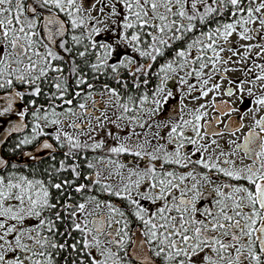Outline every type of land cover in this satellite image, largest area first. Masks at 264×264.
<instances>
[{"label": "snow or ice", "instance_id": "snow-or-ice-1", "mask_svg": "<svg viewBox=\"0 0 264 264\" xmlns=\"http://www.w3.org/2000/svg\"><path fill=\"white\" fill-rule=\"evenodd\" d=\"M262 31L264 0H0V128L21 134L0 140V264H264V91L245 88L264 89ZM225 50L251 78L202 119L209 101L185 97L220 94Z\"/></svg>", "mask_w": 264, "mask_h": 264}, {"label": "flooded vegetation", "instance_id": "flooded-vegetation-1", "mask_svg": "<svg viewBox=\"0 0 264 264\" xmlns=\"http://www.w3.org/2000/svg\"><path fill=\"white\" fill-rule=\"evenodd\" d=\"M255 23H258V22H255ZM255 23H254L253 26H255ZM259 36H264V31H262L261 33L258 34L257 39H259ZM236 39H237V37L235 36V34H233V36L231 37V40L233 41V45L232 46H233V48H236V50L238 52L242 53L244 51V49L237 47V45L235 43ZM256 42H257L256 40H251V41L240 40V43H253V44H255ZM252 51L254 53L255 51H258V49L254 48ZM221 55L222 56H231V59L228 61L227 65H223V64L220 65L221 72H217V74L214 77H212L210 82H209V87H210V84L213 83V82H219L220 83L221 88L218 90L220 92V94L216 95V96H213L212 93L209 92V94L206 97H199V92H198L199 85L198 84H194L193 86H194L195 89H197V91H194L193 93H191V95L196 96L197 99L196 100H190L187 97H185V103L188 104L190 107H195L197 104L203 103L205 100L209 101V104L205 105V107L208 109V114H207V116L203 117L202 119L210 120L213 115H219V112H214L213 111V108H215V105H212L210 103L212 100H216V101H232V105L233 106L241 107L239 101L237 99H235V96H233V97L227 96L226 94H224L223 89L228 88V87H238L236 84H231L230 85L229 82H228L230 79L235 81L237 78L245 79V80H248V79L251 78L243 70L244 67L247 64H250L252 62L251 60H248L247 58H245L243 61H241V57L240 56H237V55H234L232 53H229V52H227V50H225V52L222 53ZM261 59H262L261 57H256V56L252 55V60L257 61L258 63L261 62ZM233 61H241V63H240L239 66L233 67ZM210 67H211V65H209V68ZM225 67H227V71L226 72L223 71V69ZM207 71H208V69L206 68L205 72H207ZM250 71L253 74L258 75V73L256 72V69H255L254 66L250 69ZM221 75H223V79H221ZM194 79H195L194 76L189 78L190 81H192ZM261 82H264V81H261ZM174 83L175 82H170L168 86L169 87H174ZM247 87H253L254 92L264 91V89H260L259 88V83H254V84H251V85L246 83L245 84V88H247ZM178 100H179V96L178 95L174 96L168 102L167 107L171 108L172 104H174V103L178 105ZM243 107H251V101L248 100L247 95H246L245 103H244ZM241 114L242 113H227L226 112L225 115L223 117H221V125H217V127L223 126V122L229 116H232L233 118H236V117H238ZM245 127H247V124L245 125ZM52 130L53 129L51 127L46 128V130H45L46 134H42V138L49 137ZM150 130L155 131L156 130L155 129V125H153L152 129H148V131H150ZM135 132H138L140 137H143V135H144V130H141L139 125H137V127L135 129ZM165 132H166V130H162L161 131V135H164ZM88 134L91 135V133H88ZM18 135H20V134L12 135L7 141L8 142L14 141L16 136H18ZM100 136L104 137L106 139V142H107V140L111 139V137H109L108 134H106V135H102V134L100 135L99 134L98 137H100ZM227 136H228V134L225 133L224 134V139H227ZM81 137L82 138H86L85 136H81ZM133 142H134V139L128 141V143H133ZM7 145L10 146V144H6L2 148V152H3L4 155L8 154L7 150L4 149L5 146H7ZM27 148H31L32 149L33 147H27ZM47 152H49V150L44 151V154L47 153ZM99 155H109V154L104 152V150L101 151V149H99V152H98L97 156H99ZM124 157L127 159V161H131L133 159H139V158L134 157L133 155L126 154V153L124 154ZM30 159H32V157L28 158V160H30ZM43 159H46V155H45V157ZM106 163H107L106 161L98 162L97 166L100 167L101 164H106ZM131 166L132 165L129 163L128 167H131ZM112 167H115V165L113 164ZM100 170L102 171L104 178H109L110 180H112V177L110 176V173H109V170H111V167H101ZM200 170H203V169L201 168Z\"/></svg>", "mask_w": 264, "mask_h": 264}, {"label": "trees", "instance_id": "trees-1", "mask_svg": "<svg viewBox=\"0 0 264 264\" xmlns=\"http://www.w3.org/2000/svg\"><path fill=\"white\" fill-rule=\"evenodd\" d=\"M152 71H155V66L153 67V69H152ZM156 81H155V78H153L151 81H150V83H149V88H151L152 87V85L155 83ZM112 84H113V86L115 85V82H112ZM131 90V89H130ZM108 127H110L111 128V131H112V129H115V130H117V128H116V126H108ZM127 130H128V128H127V125L125 124V127H123V128H121L120 130H119V135H123V134H125L126 132H127ZM28 131H30V127H29V129H28ZM116 132H114V134H115ZM106 135V134H108V132H107V130H101V132H100V135ZM21 135V134H20ZM42 137V136H41ZM41 137L40 138H38V140L39 139H41ZM112 137V136H111ZM119 136H114V138L112 139H110V141L109 142H107V144L108 145H112V144H114L115 142H116V140L117 139H120V138H118ZM94 139L95 138H97V137H93ZM82 139V138H81ZM83 140V139H82ZM36 144V142H33V144H31V145H28V146H25L26 148L27 147H33L34 145ZM9 147V145H7V146H5V150H7V148ZM60 151H62V150H59L57 153H54L55 155H56V159L57 160H59V159H61L62 157H61V155L59 154L60 153ZM101 151H103V149L101 150ZM98 152H99V149H97V150H95V152H93L92 150H88V155L91 157V156H93V155H98ZM108 154V153H107ZM124 154L125 153H122L121 155H123L124 156ZM120 155V154H119ZM113 157L115 158V159H117V156H115V154H113ZM119 157V156H118ZM68 163H71L72 161H67ZM98 167V166H97ZM81 169L83 170V171H95V169H88V168H86V166L83 164V163H81ZM64 176H68L69 178H71V173H70V171H66V172H64ZM63 178V177H62ZM90 179L91 178H89V179H87V180H85V179H83V178H81V180L80 181H78V182H84V183H88V182H90ZM88 194V191L87 190H85L84 191V195L86 196ZM93 194H96L95 192H93ZM74 195H76L75 193H74ZM100 196H101V198L102 199H106V198H109L108 197V194H106V193H100L99 194ZM112 199H114L115 201H119V198H116V197H111Z\"/></svg>", "mask_w": 264, "mask_h": 264}, {"label": "water", "instance_id": "water-1", "mask_svg": "<svg viewBox=\"0 0 264 264\" xmlns=\"http://www.w3.org/2000/svg\"><path fill=\"white\" fill-rule=\"evenodd\" d=\"M25 131H27V129H25ZM14 134H20V133H9V135L7 137L3 136V132H2V128H0V140H8L12 135ZM4 145H0V154H3L2 152V148ZM36 147V146H35ZM34 147V148H35ZM48 149H39L36 153H34L35 155H39L41 159H43L45 157L44 151H47ZM52 151V150H49ZM58 152V151H57ZM4 155V154H3ZM19 159H28L29 157H18Z\"/></svg>", "mask_w": 264, "mask_h": 264}, {"label": "rangeland", "instance_id": "rangeland-1", "mask_svg": "<svg viewBox=\"0 0 264 264\" xmlns=\"http://www.w3.org/2000/svg\"><path fill=\"white\" fill-rule=\"evenodd\" d=\"M122 123H124V122H122ZM150 131H152V130H150ZM112 132H116V130H115V129H112ZM118 138H119V137H118ZM107 142H109V141L107 140ZM109 173H110V176H111L112 179H113V183H114V184H115V183H118L119 180H120L119 175H117V173L113 172L112 169L109 170ZM125 174H126V173H125Z\"/></svg>", "mask_w": 264, "mask_h": 264}]
</instances>
